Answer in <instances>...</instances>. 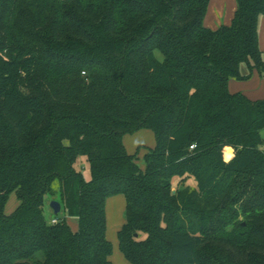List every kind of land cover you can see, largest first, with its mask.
Segmentation results:
<instances>
[{
    "label": "trees",
    "instance_id": "16d2710c",
    "mask_svg": "<svg viewBox=\"0 0 264 264\" xmlns=\"http://www.w3.org/2000/svg\"><path fill=\"white\" fill-rule=\"evenodd\" d=\"M210 1L0 0V264H114L116 196L130 264H264V99L230 90L264 79V0L217 30Z\"/></svg>",
    "mask_w": 264,
    "mask_h": 264
},
{
    "label": "rangeland",
    "instance_id": "374dc122",
    "mask_svg": "<svg viewBox=\"0 0 264 264\" xmlns=\"http://www.w3.org/2000/svg\"><path fill=\"white\" fill-rule=\"evenodd\" d=\"M264 136V132H263ZM125 145L127 150L132 154H138V157L140 159L141 165L143 164V156L148 148H152L156 145L154 135L150 131H142L139 134L136 135H128L125 138ZM82 171L84 174V177L87 180L91 179L90 169L88 164H84L82 166ZM180 179H176L174 182V193L177 190V187L180 183ZM186 186L195 187V182L192 178H187L186 180ZM55 188H58V183H56ZM58 198V197H57ZM57 198H54L50 195L46 197L45 202V215L47 219L49 220L52 216H54V212L51 209V202L52 201H58ZM59 202V201H58ZM19 205V200L16 196V194H12L10 196L9 202L7 204L6 213L12 214L15 209ZM125 199L122 196H116L113 198H110L107 203V216H108V238L110 242L113 244L114 251L112 255V260L114 264H130L128 263L124 257L122 256L119 246H118V238H117V232L122 226V221H125ZM61 217H64V213H60ZM67 221L69 225H73L74 229H78V220L74 217H68ZM123 258V260H122ZM121 262H120V261Z\"/></svg>",
    "mask_w": 264,
    "mask_h": 264
},
{
    "label": "crops",
    "instance_id": "0c3cea01",
    "mask_svg": "<svg viewBox=\"0 0 264 264\" xmlns=\"http://www.w3.org/2000/svg\"><path fill=\"white\" fill-rule=\"evenodd\" d=\"M237 7L238 5L236 0H211L205 17V26L208 29L217 30L222 26L231 25L237 11ZM259 42L261 50L264 51V17L261 19L259 25ZM243 73H248L246 68H243ZM230 90L232 93L241 92L252 100H263L264 79L255 74L249 81L240 82L232 80L230 82ZM52 219L53 216L49 219V221ZM123 223L124 221H122V225ZM71 228L74 229L73 225H71Z\"/></svg>",
    "mask_w": 264,
    "mask_h": 264
},
{
    "label": "water",
    "instance_id": "95a60500",
    "mask_svg": "<svg viewBox=\"0 0 264 264\" xmlns=\"http://www.w3.org/2000/svg\"><path fill=\"white\" fill-rule=\"evenodd\" d=\"M51 209L54 212V215H58L62 211V206L58 201H52L51 202Z\"/></svg>",
    "mask_w": 264,
    "mask_h": 264
},
{
    "label": "built area",
    "instance_id": "2783aa9c",
    "mask_svg": "<svg viewBox=\"0 0 264 264\" xmlns=\"http://www.w3.org/2000/svg\"><path fill=\"white\" fill-rule=\"evenodd\" d=\"M51 222H52L53 224H56V223H57V220H56V219H52Z\"/></svg>",
    "mask_w": 264,
    "mask_h": 264
}]
</instances>
